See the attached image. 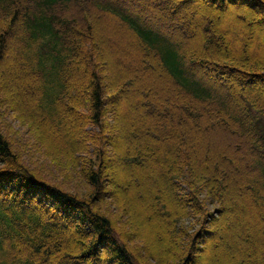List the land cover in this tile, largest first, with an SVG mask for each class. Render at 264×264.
I'll return each mask as SVG.
<instances>
[{
	"label": "trees",
	"instance_id": "1",
	"mask_svg": "<svg viewBox=\"0 0 264 264\" xmlns=\"http://www.w3.org/2000/svg\"><path fill=\"white\" fill-rule=\"evenodd\" d=\"M65 1L76 9L70 19H64L58 10ZM107 1L122 2L129 8L136 4ZM138 1L153 5L149 0ZM195 1L179 0L174 7L155 6L151 13L171 21ZM206 1L225 10V0ZM239 1L255 14L264 13V0ZM109 9L97 0H0V230L17 237H22L20 231L25 230L32 241L31 255L25 259L18 257L12 246L4 248L0 242V264H84L86 255L99 249L98 243L107 250L105 264H148L137 248L132 251L120 234H115L114 215L101 205L106 187H112L105 172L115 158V135L128 146L145 142L140 152L124 158L128 163L122 162V170L129 166L147 169L151 178L144 179L145 186H155L163 193L166 204L156 199L151 212L152 217L160 216L165 222L162 236L170 247L166 249L169 257L181 258L178 264L188 262L189 252L198 251L199 240L218 234L211 230L219 220L208 231L206 218L213 212L226 218L235 212L241 231L237 239L251 246L248 253L253 250L258 257L248 262L250 255L243 256L244 264H264V95L235 89L234 101L243 105L251 121L247 129L248 122L229 104L225 91L204 85L196 73H191L213 61L219 67L211 69L218 73L249 84L262 83L264 57L236 54L212 38L206 52L194 50L190 55V47L183 40L167 42L128 17H115L119 33L107 23L114 15ZM131 14L138 21L147 20L151 27L158 25L144 12ZM126 33L128 47L137 54L132 65L118 58L109 60L107 53L113 44L116 56L129 55L131 50L122 40ZM116 35H120V44L109 38ZM9 62L13 63L11 68H7ZM112 67L136 73L117 87ZM141 68L147 75H157L158 81L164 80L165 74L171 76L177 88L157 85L156 93L145 92L139 102H133L132 90L139 82L135 75ZM43 84L47 90H43ZM195 103L206 108L196 109ZM123 105L138 115L124 117ZM214 111L215 116L211 114ZM16 121L35 128L42 146L37 147L42 152L39 156L59 165L66 175L80 177L91 192L81 195L78 188L65 191L45 181L40 172L31 171L4 131L3 122L11 125ZM230 123L241 134L229 128ZM216 133L228 136L231 158L224 155L211 159ZM151 149L173 157L167 168L151 155ZM126 203L132 207L131 199ZM45 205L50 208L40 219L34 213ZM51 226H73V238L66 240L60 231L52 234Z\"/></svg>",
	"mask_w": 264,
	"mask_h": 264
},
{
	"label": "rangeland",
	"instance_id": "2",
	"mask_svg": "<svg viewBox=\"0 0 264 264\" xmlns=\"http://www.w3.org/2000/svg\"><path fill=\"white\" fill-rule=\"evenodd\" d=\"M74 1L75 0H73V2ZM97 1L100 4L104 5L106 8L109 7V10L114 13L113 18H110L107 23H109L112 28L115 27L114 30L118 29L119 33L121 31L119 30V26L114 20L115 17H118V19H120V17L123 16L137 21L138 23H140L139 25L145 28V30L152 32L158 38L166 40L167 42H173L174 44H177L178 42H180V40H183L190 47V55L191 53H194V50L206 52L209 48L208 40L212 38L217 39L218 42L223 46V49L224 47L229 48L236 54L247 53L254 54L258 57H264V13L255 14L257 12L253 11L252 8L248 9V7L246 5H242L241 1L239 0L223 1L225 3V10H223V7L220 8L219 6L211 7L206 0H197L194 3L187 4L184 8H182V10L177 13L175 19L171 21L164 18L159 19L158 17L163 16L152 14L151 10H153V8L156 9L155 6H159V8H165L164 6L167 5L169 7H174L179 0H149V2L153 4L151 6L147 4V1L139 2L138 0H128L131 5L133 4V2H136L134 6L130 7L131 9L128 7V5H125L121 2L123 0H118L121 2V4H118V2L117 4H114L111 3V1L108 2L107 0ZM124 1L127 2V0ZM58 10L61 11L64 19H70L71 17H73L76 11L73 4L66 1L62 2L58 6ZM134 10L136 11V13L137 11L144 12L150 21L156 22L158 25H154V27H151L150 23L147 20L138 21V19L133 16V14H131L135 13ZM250 13H252L253 15H248ZM220 31L222 32V35L219 33ZM128 33H126V35L122 37V40L124 39V45L126 47L129 46L127 42ZM109 38L114 39L117 44L121 43L120 35H116L113 37L109 36ZM16 47L18 48L19 45L16 44ZM115 48L117 47L113 46V44L109 45V48H107L109 60L118 58L125 64L128 63L130 65L135 62L137 54H134V50H131V48L128 47L127 49L131 50L129 52V55L119 58L118 56H116ZM209 59L212 58L210 57ZM112 62L113 61H111V63ZM207 62L208 63H206L205 68L203 67L201 71H196L194 69L191 73L193 75L194 73H196V78L202 81V83L206 86H215L218 87V89L221 87L222 90H224L226 93L229 104H232L234 107H236V109L238 110L237 112L242 116V118H244V120L248 122L247 129H249V124H251V121L246 118L243 105H236V102L234 101V91L235 89H246L264 95V82L249 84L247 81H240L236 77L233 78L229 75H223L224 73L222 71H219L220 73H218L217 71H215V69H211V67L216 68L219 66L216 65L213 61ZM11 65H13V63L9 62L7 68H11ZM159 65H162L161 62L159 63ZM208 66L210 68H207ZM112 69L115 75H117L114 78L117 87L122 86L126 82V79L129 78V75H134L136 73L131 72V74H127L120 69H117L116 67H112ZM162 70L166 71L163 66ZM143 71L144 69L141 68L139 73H137L138 75H135V77L138 78L139 82L138 84H135V87L132 90L133 95L131 96L133 102H139L145 92H150V94L152 92L156 93L158 86L162 89L172 88L173 90L177 88L174 79L171 76H167L165 72H163L165 74V76H163L164 80L162 79L161 81H158L157 75H147ZM222 85H224V87H222ZM230 85H232V87H230ZM41 87L44 88L43 90H47L44 84L41 85ZM158 100L161 101L159 98ZM32 103L35 104L36 100ZM195 104L196 109L206 108L205 104ZM207 109H210V106H208ZM121 112L122 115L128 119H132L130 117L138 115L135 114L132 109L130 110L128 109V107L125 108V105L121 106ZM211 114L215 116V111L211 112ZM120 124L121 123L118 121V125ZM3 127L7 136L11 137L14 143L15 151L19 155H21L23 161H25V164L30 167L31 171L34 172L35 170L36 172H40L41 175L46 178V180L44 179L45 181L58 184L59 187H61L65 191L70 192L69 190L78 188L77 191L81 195H88L91 192L89 188H87V186L85 187L80 177L76 175H66V173L60 170L59 165H56V163L51 164L50 162L39 156L42 152L38 151L37 147L42 148V146L37 142L39 140L38 134L34 131L35 128L32 125L26 123L25 121H16L11 125L10 123L3 122ZM229 128L233 129L234 132L241 134L239 128L234 126L232 123L229 124ZM11 130L13 131L11 132ZM242 141L239 140L237 142L240 143ZM203 143L202 145H204ZM214 143V148L212 149V152H210L211 159H221L222 157H224V155L228 156L229 158L233 156L232 151H230V146H228L230 143L228 140V136H223L219 133H216ZM114 145L116 146V151L113 152L115 160L113 159V162L111 163L112 165L108 167L110 168V170L105 172L106 175H109L108 182L111 183L112 187H106V198L105 200H103V203H101V205L103 206V208L107 209L108 212L114 215V228L115 230H117L115 234H120V237H118L122 240V242H124V245L126 243L129 249H131L132 251L137 248L138 254H142L145 259L144 261L148 264H178V261L182 260L181 258H178V256L174 258V255L173 257H169V255L167 254L168 250L166 249H169L170 247L163 240L162 236V232L164 231L163 225L165 224V222H162V218L160 216H158L157 218L152 217V202L157 201L156 199H159L164 204L165 201L163 200V193L161 191H158L155 186H145V183L143 182L145 181L144 179L148 180L151 178V174L147 169H134L129 166L128 168H126V170H124L125 168H123L122 170V162H125L126 164L128 163L126 162V160L124 161V158L126 156H132L137 152H140L141 149L145 146V142L140 140L135 143L133 142V144L128 146V144L126 143L122 144V142L117 138V135H115ZM151 150L155 152L154 149ZM152 151L151 155L155 158H159L161 160V165L167 168V166L169 165L167 164V162L170 157L157 152H155L154 154ZM237 165L238 164L236 163V166ZM49 178L53 179L54 182H52L53 180H50ZM128 182H132V184L128 186ZM127 198L131 199V208L126 206ZM43 208L44 209L38 207L40 211L35 212L34 215L39 217L40 219H44L45 216H43V214L45 212L47 213L48 211L46 209L50 207H47L45 205L43 206ZM12 209L14 211H17L16 207H12ZM212 210L214 209L212 208ZM136 211L143 212V215L141 216L140 213L137 214ZM210 216V218H206L207 221H205V229H208V231H210L212 229V223L214 224L215 220L218 219L219 222L217 223L216 227H213V229L211 230L214 233L218 234L213 238L203 237L202 239L204 241L199 240L196 244L198 251H196L195 253H192V251H190V260H188V262H186L185 264H244L245 259H243V256L250 255V260L248 262H251V260L258 258L256 256L254 257L253 250H249L250 253H248V249H250L251 246H246L245 243L240 242V238L237 239L240 236L241 231L237 228L236 222H238L239 216L236 215L235 212L234 214L229 215L228 218H226V216H217L215 212H213ZM236 217L237 220L235 219ZM45 221H47V219ZM244 221V223L247 222L246 220ZM207 223H209V225H207ZM244 223L242 224L243 227H245ZM129 226H132L133 230L130 229ZM51 229L54 231L52 232V234L60 231V234L62 233V235L65 236L66 240L68 241L73 238V234L75 232L73 226H69L67 228H56L55 226H51ZM198 229H200V226ZM123 231L125 232V234H128L124 236ZM20 232L23 234L22 237L15 236V233L11 231H7V234L4 235V233L0 230V233H2V235H0V242L2 243V246L4 248H7V246H12L15 252H17L16 254L18 257L24 259L29 258L28 256L31 255L32 252V241L29 238L30 234L25 230ZM38 237L39 236H36L35 239ZM23 239H25V241ZM41 240L43 242L45 239ZM98 248L99 249L97 251L94 250V252L92 254H89V256L86 255V259L83 260L85 261L84 264L106 263L105 261L107 260V250L104 246H102V243H98ZM233 248H236L239 252H235ZM46 263L50 264L48 261ZM34 264L40 263H37L35 261Z\"/></svg>",
	"mask_w": 264,
	"mask_h": 264
}]
</instances>
